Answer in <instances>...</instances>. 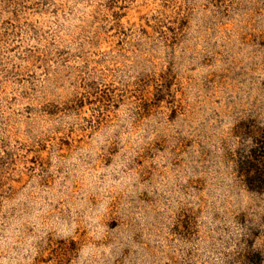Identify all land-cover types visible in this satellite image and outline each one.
I'll list each match as a JSON object with an SVG mask.
<instances>
[{"label": "rangeland", "instance_id": "1", "mask_svg": "<svg viewBox=\"0 0 264 264\" xmlns=\"http://www.w3.org/2000/svg\"><path fill=\"white\" fill-rule=\"evenodd\" d=\"M0 264H264V0H0Z\"/></svg>", "mask_w": 264, "mask_h": 264}]
</instances>
